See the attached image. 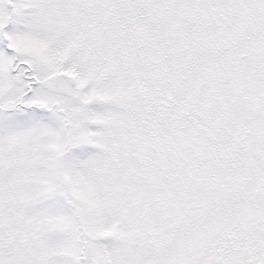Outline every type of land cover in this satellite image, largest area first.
Segmentation results:
<instances>
[{"label":"rangeland","instance_id":"1","mask_svg":"<svg viewBox=\"0 0 264 264\" xmlns=\"http://www.w3.org/2000/svg\"><path fill=\"white\" fill-rule=\"evenodd\" d=\"M214 1L0 0V264H264V0Z\"/></svg>","mask_w":264,"mask_h":264},{"label":"water","instance_id":"2","mask_svg":"<svg viewBox=\"0 0 264 264\" xmlns=\"http://www.w3.org/2000/svg\"><path fill=\"white\" fill-rule=\"evenodd\" d=\"M54 106L56 107V104H54ZM42 108H44L45 110L49 109V108H45L44 105L42 106ZM57 110L59 112L63 111L62 108H58ZM66 152H67V148H64V150L60 153L59 158H61L62 154L66 153ZM62 197H65L64 193H62ZM65 202H68V201L65 199ZM73 214L75 216V213H73ZM81 234H82V232L78 231V233H77L78 240H79V237L81 236ZM83 246H84V242L82 241V244H81V247H80V250H79V255L76 258L77 264H80V259H83V250H82Z\"/></svg>","mask_w":264,"mask_h":264},{"label":"trees","instance_id":"3","mask_svg":"<svg viewBox=\"0 0 264 264\" xmlns=\"http://www.w3.org/2000/svg\"><path fill=\"white\" fill-rule=\"evenodd\" d=\"M216 1V0H215ZM214 1V2H215ZM212 4H213V2H211ZM115 15H114V19H117L119 16H120V12L119 11H115V13H114ZM179 45L181 46V43H179ZM252 49H254V51H255V49H258L257 48V45L254 47V48H252ZM263 185H264V182L262 183ZM70 203V202H69ZM207 256H209L207 259H206V262H205V264H207L208 263V261H209V258H210V253H204V255H203V259L204 258H206ZM82 259H80V261H81ZM212 261H214L213 260V258H212Z\"/></svg>","mask_w":264,"mask_h":264},{"label":"flooded vegetation","instance_id":"4","mask_svg":"<svg viewBox=\"0 0 264 264\" xmlns=\"http://www.w3.org/2000/svg\"><path fill=\"white\" fill-rule=\"evenodd\" d=\"M52 104V107L50 109H54L56 110L60 115L64 114V110L62 112H59L57 109L60 108L61 106L58 105V102L56 100H53L49 106ZM54 104H56V107L54 106ZM46 108V106H44ZM48 107V106H47ZM41 109L42 110H45L44 108H42L41 106ZM46 111V110H45ZM66 124V123H65ZM70 205V204H69ZM71 206V205H70Z\"/></svg>","mask_w":264,"mask_h":264}]
</instances>
